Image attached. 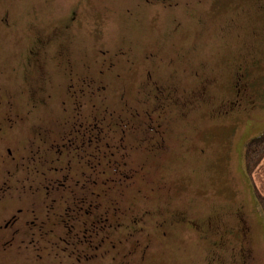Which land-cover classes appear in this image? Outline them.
Here are the masks:
<instances>
[{
  "label": "rangeland",
  "instance_id": "rangeland-1",
  "mask_svg": "<svg viewBox=\"0 0 264 264\" xmlns=\"http://www.w3.org/2000/svg\"><path fill=\"white\" fill-rule=\"evenodd\" d=\"M40 34L58 35L50 45H37ZM62 50L84 73H97L98 58L125 54L116 70L121 78L106 77L107 106L115 113L99 117L96 133L115 127L112 120L123 128L129 117L133 126L145 122L142 144L128 139L125 169L139 172L120 202L129 219L141 213L151 219L149 230L136 231L121 249L110 242L101 251L104 263L264 264V211L245 163L250 140L264 132V0H0V119L10 101L14 111L31 110L13 129L20 140L35 125L59 129L69 73L58 59ZM33 51L41 70L26 68ZM148 71L152 84L144 82ZM158 126L165 139L160 149L153 146L161 139ZM2 140L0 152L14 144ZM88 161L99 162L96 156ZM115 165L103 160L98 171L106 173L98 177L88 164V193L110 192L127 180L121 170L116 174L122 178L106 180L115 177ZM255 180L264 188V164ZM102 212L101 220L108 215L113 221V208ZM177 213L184 215L179 224L174 221L181 217L165 230L158 226ZM90 234L88 229V239ZM115 234L127 233L122 228ZM132 242L146 254L124 257ZM18 259L0 255V264H24Z\"/></svg>",
  "mask_w": 264,
  "mask_h": 264
},
{
  "label": "flooded vegetation",
  "instance_id": "flooded-vegetation-1",
  "mask_svg": "<svg viewBox=\"0 0 264 264\" xmlns=\"http://www.w3.org/2000/svg\"><path fill=\"white\" fill-rule=\"evenodd\" d=\"M2 20L8 22L6 18ZM4 25L13 26L10 22ZM53 30L58 33L59 28ZM57 35L40 34L37 45L41 44V40H44L46 45H50L51 39H56ZM65 50L58 51L59 61L64 63V69L69 71L66 73L68 76L64 96L66 100L61 102L64 115L55 123L59 129L43 131L35 125L32 133L20 140L13 129L30 117L31 110L26 108L24 114L17 112L16 109L14 111L12 101H10L11 105H7L8 110L2 120L0 119V143L5 138L14 141V144L5 143L0 152V173H3L0 174V255L4 259L15 261L19 258L18 260L24 264H106L102 260L105 254L101 251L109 246L110 242L111 247L118 246L121 249L120 245L126 240H131L136 231L149 230L147 225L151 220L148 219L146 222V219L140 218L142 213L138 218L129 219L130 217H126L125 212L122 211L120 202L125 200L126 191L133 186L135 175L139 172L136 169L121 170L122 165H126L124 158L129 148L128 138L132 137V134L137 138L138 130L142 129L143 124L131 127V122L128 120L127 129L109 127L107 135L106 132L102 133L103 128L98 133L94 129L95 126L97 128L101 125L99 117L93 116L96 113L101 114L98 103L105 106L108 97L106 90L109 80L106 77L110 76L115 80L121 78V73L116 70L121 59L124 58V52L116 54L117 57L120 55V60L113 57L103 62L98 58L95 62L97 73L92 71L84 73L77 71L73 58L70 53L66 55ZM34 53L36 51L32 54ZM34 55L35 58L33 55H28L26 68L36 66L41 70L44 65L38 55ZM147 59L149 60L150 57ZM89 68L92 69L91 66ZM147 74L148 80L152 79V81L145 79V84L154 83L151 72L148 71ZM36 105L37 103L33 102L32 106ZM68 126H72L71 131L67 129ZM155 131L160 133L161 139L153 146L160 149L165 146L164 130L162 131L158 126ZM109 132L112 133V138L114 137L113 140L110 139L113 144L108 140L105 143ZM136 138L134 142L138 146L141 145L143 140L140 137ZM105 147L112 148L111 155L114 159L108 157ZM155 150L154 155L159 152ZM89 156H96L99 160L96 167L88 163ZM120 156L123 160L118 164ZM106 159L109 162L116 161L118 166V169L113 170L115 177L106 180L116 181L120 176L116 174L117 170L119 173L121 170V174L125 175L127 180L110 188V192L106 190L102 192L101 189L100 192L88 193V164L90 169H93L92 173L98 171V166ZM140 170H143V167ZM105 173V170L98 171L97 176L102 177ZM90 182L97 184L99 181L94 179ZM113 192L116 193V197H111ZM90 194L93 195V199L89 198ZM134 203V201L129 202L130 206ZM104 208H113V221L109 222L108 215L101 220ZM145 213L149 214V210H145L143 215ZM161 213L166 215L164 211ZM178 217L181 219L174 221ZM182 217H184L182 214L167 216L163 222L158 221V226L165 230L171 221L177 224L183 221ZM122 228L127 234L119 238L115 232H120ZM88 229L91 231L90 239H88ZM148 234L150 235L149 232ZM164 236L167 237L166 231ZM132 243V249L124 254V257L127 258L134 252L146 254V247L142 246L139 250V244ZM116 257L113 256V260H116ZM129 259L122 260V263L130 264Z\"/></svg>",
  "mask_w": 264,
  "mask_h": 264
},
{
  "label": "trees",
  "instance_id": "trees-1",
  "mask_svg": "<svg viewBox=\"0 0 264 264\" xmlns=\"http://www.w3.org/2000/svg\"><path fill=\"white\" fill-rule=\"evenodd\" d=\"M148 95L151 98L152 97L151 95H154L155 96L156 94L154 92H152L151 95L150 94H148ZM105 103H106L105 106H103L101 103H98L99 110H100V113L101 114L96 113L93 116L100 117L102 114L105 115V114L113 113V112H110L111 110L107 106V104H108V97H107ZM132 114L135 116V113H132ZM133 115L131 116V119H132ZM124 119L126 120V118H124ZM138 119L139 118L136 117L134 119V121L135 120L137 121ZM127 120H129L131 122L130 123V126L131 127L133 125H135V123L134 122L132 123V121L130 120V117ZM113 121H116L115 123H117V124L115 125V127H111V128H117V129H118V127L122 128L120 125H118L119 122L117 120H112V122ZM140 123L141 122H139V124H137V127L140 125ZM142 124H145V122L142 121ZM144 130H145V128L142 125V129L138 130V133H139L138 137L136 138V136L134 134H132V137H129L128 139L134 141V138L139 139V137H140L143 140V138L141 136V133H143ZM104 132H106V135L108 134L107 128H106V130H104V128H103L102 133H104ZM110 139H112V140L114 139V137L112 138V133L111 132H109V137L106 139V142L105 143H107L109 141L111 144H113V141H111ZM105 148L108 151V153H107L108 157L111 158V159H114V156L111 155L112 148H107V147H105ZM97 162H98V159H97ZM88 163L92 164V166H93V163H91V162H88ZM245 163H246V169H247L248 173L250 174V176H251V178L253 180V183H254V186H255L256 195L258 197L259 203H260V205H261V207H262V209L264 211V188L259 187V183L255 180V174H256V172L264 164V132L262 134L254 137V138H252L250 140V142H249V144H248V146L246 148V162ZM96 166L97 165H94L93 167H96ZM109 166H111V165H109ZM115 168L118 169V167L116 165H115L114 169ZM123 169H125V165H124ZM121 170H122V168H121Z\"/></svg>",
  "mask_w": 264,
  "mask_h": 264
}]
</instances>
